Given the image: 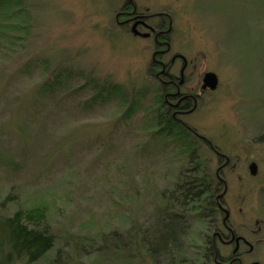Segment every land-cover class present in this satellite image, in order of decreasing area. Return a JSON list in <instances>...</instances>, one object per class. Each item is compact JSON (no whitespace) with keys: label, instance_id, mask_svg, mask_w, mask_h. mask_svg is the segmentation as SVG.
Masks as SVG:
<instances>
[{"label":"rangeland","instance_id":"1","mask_svg":"<svg viewBox=\"0 0 264 264\" xmlns=\"http://www.w3.org/2000/svg\"><path fill=\"white\" fill-rule=\"evenodd\" d=\"M135 1L140 12L164 13L172 23L166 62L175 54L191 61L194 86L206 73L218 77L185 120L230 157L224 201L234 225L263 229L251 239V258L264 262V0ZM24 2L30 37L0 52V218L46 211L56 248L35 264H51L57 251V264H158L142 254L138 261L89 255L103 247L102 234L126 235L133 221L153 218L157 195L187 161L148 137L144 116L159 95L148 72L152 33L117 24L123 0ZM57 74L64 85L46 91ZM198 151L217 173L215 153Z\"/></svg>","mask_w":264,"mask_h":264},{"label":"trees","instance_id":"2","mask_svg":"<svg viewBox=\"0 0 264 264\" xmlns=\"http://www.w3.org/2000/svg\"><path fill=\"white\" fill-rule=\"evenodd\" d=\"M31 21L24 0H0L1 53L11 54L25 46L32 29ZM64 82L57 74L45 85L46 91ZM106 98L112 97L108 93ZM157 104L144 116L149 140L161 141L165 151L174 149L169 151L176 153L179 160L187 161L180 164L172 174L170 185L157 195L158 202L151 208L153 218L138 223L132 220L126 235L118 233L120 230L102 234L98 240L103 242V247L91 246L89 255L108 251L113 255L125 254L132 261H138L142 254L158 264H200L199 260L211 257L213 234L221 225L218 196L223 185L211 169V160L200 156V145L205 147L201 141L191 130L178 125L164 105L160 106L159 101ZM135 111V107L126 111L125 122ZM128 221H131L130 215ZM116 238L122 239L120 244H116L118 240L114 243ZM56 242L43 208L19 209L0 218V264L38 263L54 251ZM56 254L57 259L51 264H57L61 258L59 251Z\"/></svg>","mask_w":264,"mask_h":264},{"label":"flooded vegetation","instance_id":"3","mask_svg":"<svg viewBox=\"0 0 264 264\" xmlns=\"http://www.w3.org/2000/svg\"><path fill=\"white\" fill-rule=\"evenodd\" d=\"M136 3L135 0H123L122 8L117 13V24L131 28L133 35L137 33L136 30H144L146 28L152 33L151 39L154 42L155 49L148 72H151L150 76L159 85V105H164L167 114L172 116L178 125L186 130H191L193 135L206 147L205 150L208 149L215 153L219 162L217 176L223 185L224 193L219 194L218 201L223 218L221 219L220 227L213 234V252L210 254L211 257L207 260L205 258L200 264H264L258 259L251 258L255 251V243L251 239L256 238L263 229L261 227L258 230L256 229L258 222L255 223V226L248 223L234 225L231 221V213L224 201L227 185L222 178V174L227 167L231 166L230 157L228 158L215 150V146L194 131L185 120L186 117L196 113L199 108V100L207 91L203 88L204 78L207 73L203 77L199 76L194 86L192 83L193 70L191 61L181 54H175L169 62H166L165 58L172 51L170 27L172 23L170 20L167 21L168 16L164 13L140 12ZM178 65L179 70H175ZM255 176H257V173ZM226 210L230 216L225 221ZM256 242L258 241L256 240Z\"/></svg>","mask_w":264,"mask_h":264},{"label":"water","instance_id":"4","mask_svg":"<svg viewBox=\"0 0 264 264\" xmlns=\"http://www.w3.org/2000/svg\"><path fill=\"white\" fill-rule=\"evenodd\" d=\"M219 85V81H218V77L213 74V73H207L205 78H204V90H210V91H214L218 88ZM251 174L255 175L257 173V166L256 164H253L250 168ZM229 212L226 210V217H225V221L229 219Z\"/></svg>","mask_w":264,"mask_h":264}]
</instances>
